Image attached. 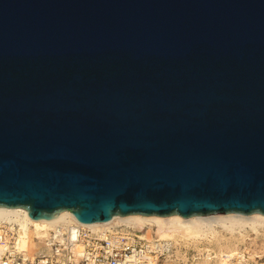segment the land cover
Segmentation results:
<instances>
[{"label": "water", "instance_id": "water-1", "mask_svg": "<svg viewBox=\"0 0 264 264\" xmlns=\"http://www.w3.org/2000/svg\"><path fill=\"white\" fill-rule=\"evenodd\" d=\"M0 207L264 215V0H0Z\"/></svg>", "mask_w": 264, "mask_h": 264}, {"label": "bare ground", "instance_id": "bare-ground-1", "mask_svg": "<svg viewBox=\"0 0 264 264\" xmlns=\"http://www.w3.org/2000/svg\"><path fill=\"white\" fill-rule=\"evenodd\" d=\"M1 222L16 225L15 249L30 257L48 253L47 240L52 231L74 227H81L88 231L89 236L100 239L116 234L137 235L132 230H143L138 238L157 256L168 253L165 258H169L171 252L178 255L184 243L202 245L200 264H208L211 258L218 264H246L249 260L264 257V215L261 213L229 212L184 218L179 214H128L114 216L104 223L82 224L68 211L48 219H31L24 208L0 207ZM250 232L263 238L252 239L248 235ZM158 260L154 259L153 264H158ZM164 261L168 262L167 259Z\"/></svg>", "mask_w": 264, "mask_h": 264}, {"label": "built area", "instance_id": "built-area-1", "mask_svg": "<svg viewBox=\"0 0 264 264\" xmlns=\"http://www.w3.org/2000/svg\"><path fill=\"white\" fill-rule=\"evenodd\" d=\"M15 236V224L0 223V264H153L160 257L137 235L100 239L81 227L52 231L48 253L30 257L15 249Z\"/></svg>", "mask_w": 264, "mask_h": 264}, {"label": "rangeland", "instance_id": "rangeland-1", "mask_svg": "<svg viewBox=\"0 0 264 264\" xmlns=\"http://www.w3.org/2000/svg\"><path fill=\"white\" fill-rule=\"evenodd\" d=\"M132 232L136 233L137 235H140L144 231L136 229V230H132ZM248 235L250 238L253 239L254 237H256L255 239L258 240L264 237V232L262 234L263 237L259 236V238L255 236V234H252V232H250V234L248 233ZM200 247L202 248V245H194L193 243H187V244L184 243L180 246L178 255L177 254L175 255L171 252L170 253L171 256L169 258H165V256L168 254L166 253V255L164 254L165 256L163 255L159 257L158 264H200V261L203 257V251L200 250L201 249ZM165 259H167L168 262L165 263L164 261ZM210 261L208 264H218L217 262H215L214 258H211ZM260 263H264V257L258 259L256 258L255 260H249L246 262V264H260Z\"/></svg>", "mask_w": 264, "mask_h": 264}]
</instances>
